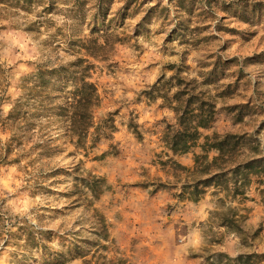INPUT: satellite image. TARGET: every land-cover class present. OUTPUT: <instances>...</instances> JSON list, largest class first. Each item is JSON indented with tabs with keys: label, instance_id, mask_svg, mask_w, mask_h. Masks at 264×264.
<instances>
[{
	"label": "rangeland",
	"instance_id": "374dc122",
	"mask_svg": "<svg viewBox=\"0 0 264 264\" xmlns=\"http://www.w3.org/2000/svg\"><path fill=\"white\" fill-rule=\"evenodd\" d=\"M58 16L65 18L59 25L53 19ZM12 37L27 40L25 47L12 45ZM96 37L107 43L98 59L88 57L102 96L96 120L113 113L114 138H102L88 155L76 152L69 139L60 138L64 128L56 117L51 131L61 152L43 157L35 170L21 167L28 158L0 165V177L15 167L16 178H24L13 196L45 201L30 210L33 222L6 208L0 192V264H43L52 257L59 264H84L99 254L132 264H210V253H264V199L257 184L245 203L250 211L244 222L250 235L260 229L256 237L246 242L232 233L211 244L212 190L199 201L176 197L177 189L161 186L175 181L174 170L160 163L170 156L193 164V152L174 156L161 141L166 124L176 122L162 95L171 96L179 78L215 104L216 120L204 134L248 132L264 146V0H0V95L8 98L1 111L11 108L37 64L74 60L71 44ZM8 134L0 129L2 141ZM89 172L104 180L98 197L80 179ZM95 209L108 221L109 241L92 231ZM25 223L50 232L44 236L47 251L26 245L20 229ZM76 238L83 242L73 258ZM211 262L221 264L216 257Z\"/></svg>",
	"mask_w": 264,
	"mask_h": 264
},
{
	"label": "trees",
	"instance_id": "16d2710c",
	"mask_svg": "<svg viewBox=\"0 0 264 264\" xmlns=\"http://www.w3.org/2000/svg\"><path fill=\"white\" fill-rule=\"evenodd\" d=\"M71 45H74L71 48L74 60L37 64L35 71L24 78L23 92L10 101L11 108L6 113L0 109V129L9 133L6 141L0 138V165L21 164L23 158H28L21 167L35 170L38 169L36 163L43 157L61 152L51 131L56 117L61 119L64 128L60 138L69 139L76 152L88 155L102 138H114L117 128L113 113L96 120L102 96L98 85L92 80L96 65L88 58L91 56L98 59V53L106 49L107 43H100L96 37L90 43L82 41ZM82 49L86 52H82ZM179 80L174 85L177 90L171 96L168 93L162 95L175 113L176 122L166 124L161 141L162 146L174 156L193 152V164H181L170 156L167 160L160 159L163 167L174 170L172 175L175 178V181L161 186L177 189L173 195L190 201H199L212 190L215 205L207 219L212 231L211 244L224 241L232 233L242 241L254 239L260 229L252 235L245 231L244 222L250 211L245 203L252 199L249 193L253 184H257L256 189L264 199V146L254 134L248 132L214 131L212 134H204L202 130L210 129L216 120L215 104L202 98L200 93L195 94L191 82H185L182 78ZM7 99L0 95V107ZM129 127L134 129L138 137L141 136L136 123L131 121ZM110 147L115 149L113 144ZM197 148L199 152L195 151ZM106 154L104 152L102 155ZM80 179L86 183L84 185L92 196L100 195L98 185L104 181L102 178L89 172ZM94 219L93 233L98 239L109 241V224L104 214L95 209ZM215 228L218 230L215 231ZM20 229L30 249L47 251L44 236L47 237L50 232L29 223L23 224ZM74 234L80 235L81 232ZM76 239L74 246H70V250L75 252L73 258L80 255L83 242V238ZM206 252L210 253V249L206 248ZM213 257L221 264H262L264 253L244 252L234 257L223 252L210 253L206 256L210 264H214L211 262ZM59 261L58 257L45 258L43 264H59ZM83 263L132 264L124 257L107 258L102 254L95 256L94 260L85 259Z\"/></svg>",
	"mask_w": 264,
	"mask_h": 264
},
{
	"label": "clouds",
	"instance_id": "9594fccd",
	"mask_svg": "<svg viewBox=\"0 0 264 264\" xmlns=\"http://www.w3.org/2000/svg\"><path fill=\"white\" fill-rule=\"evenodd\" d=\"M35 17H33L34 19ZM53 19L56 20L57 25L62 24L64 22L63 16L53 17ZM11 35V34H9ZM47 35V34H45ZM45 36H41L40 39H44ZM12 45L18 46L19 48L23 49L25 47V44L27 43V40H25L23 43L20 41V39H17L16 37H12L11 39ZM63 56L64 54L61 53ZM73 57L71 56H64L65 60H70ZM165 59H172L175 60L177 57H166ZM11 63V61H9ZM131 82V81H129ZM117 96L120 95V91L117 90ZM128 96H131V93L127 94ZM16 173L15 167L5 170L3 177H0V192H2L3 196L7 199V202L5 204L6 208H10L11 212L13 214H17L20 216H27L29 219H31L33 222H35L34 217L31 215V209H33L38 204H44L45 201L41 199L39 196H36L35 198L30 197L27 193L23 194L22 196L17 195L13 196V194L17 193L18 189L21 187V185L24 183V178L20 177L19 179L16 178L14 175ZM206 215V213L204 214ZM201 218H204L202 215ZM199 237L194 236L192 242H198Z\"/></svg>",
	"mask_w": 264,
	"mask_h": 264
}]
</instances>
